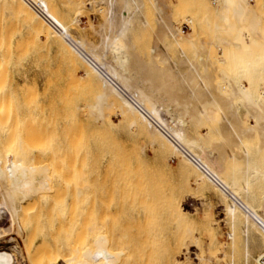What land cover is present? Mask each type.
Returning a JSON list of instances; mask_svg holds the SVG:
<instances>
[{
	"label": "bare ground",
	"instance_id": "bare-ground-1",
	"mask_svg": "<svg viewBox=\"0 0 264 264\" xmlns=\"http://www.w3.org/2000/svg\"><path fill=\"white\" fill-rule=\"evenodd\" d=\"M10 1L14 13L7 18L5 27L1 19L3 0H0V129L6 136L2 138V145L0 143L6 147L5 151L0 150V264L14 259L11 252H20L15 234L24 241L30 264H130L140 247H145L149 241L155 244L156 237L163 234L154 224L160 213L171 216L169 219L175 218L176 223H173L178 225L173 227V234L176 230L181 232L174 235L177 239L171 253L169 250L173 259H169L170 255L167 262L184 264L177 257L197 247L199 227L190 208L177 203L173 195L166 194L165 205L157 208L148 193V186L156 181L152 177L154 173L144 164L141 153L135 157L120 148L111 122V116L115 115L126 121L134 136L146 138L144 148H157L161 162L165 154L179 158L181 169L196 177L200 189L205 187L218 197L222 214L230 223L232 245L236 247L243 238L246 264H264V79L258 92H254L251 81L247 85L248 81L247 84L238 81L243 77L235 79L241 72L245 77L243 59L248 53L245 33L258 36V27L262 26V17L259 21L253 17L254 12L250 15L249 0H221L219 19L225 24L223 29L226 34L233 29L235 34L229 35L233 37L231 41L223 37L224 40H220L228 42L229 49L233 47L237 53L231 51L233 65L230 68L214 64L218 75L210 70L213 62L206 56L208 48L198 45L197 29L192 27V32L185 34L173 22L172 6L170 8L166 0H148L155 11L156 28L153 46L149 52L146 50L147 54L138 52L133 41L146 0H102L106 6L105 22L99 30L97 44L81 34L75 35V28L61 27L54 20L41 25L37 10L30 4L33 0ZM14 17L22 20L27 29L14 23ZM141 24L144 28L151 27L145 17ZM17 32L20 33L18 41ZM52 47L56 48L60 66L65 67L62 81L55 82L48 77L43 91L27 82L20 87L11 80L8 82L9 67L14 60H23L31 49L38 53ZM190 49L196 52L193 59L187 57ZM79 70H83L84 76H76ZM206 137L208 139L204 140ZM90 163L92 167L95 165L96 171L104 168L101 184H97L98 180L89 182L90 175L94 174L90 172ZM25 164L34 165L29 168L33 169L11 177L10 169L14 172L27 169ZM68 179L74 184L75 191L72 188L71 191L73 208L78 210L75 213L83 210L79 203L88 199L83 195L85 190L91 189V183L93 187L101 185V194L94 189L101 195L98 198H102L103 204H98L101 229L97 235V250L93 251L92 247L93 255L89 245L86 249L66 248L69 242L65 241L68 233L64 228L68 224L65 222L64 227L62 220L54 222L56 212L51 211L49 215V206L44 214L47 223L53 221L51 225L39 219L41 224L28 225L26 217H22L23 211L26 216V206L34 204L30 209L33 210L35 204L51 205L50 200L58 196V190L72 184ZM66 197L67 200L69 197ZM56 204L64 207L65 203ZM200 205L208 217L205 202ZM90 206L93 208L92 204ZM126 206L134 221L145 224V229L143 224L138 225L143 227L144 233L131 247L132 243L125 247L128 235L109 226L116 223L111 222L112 218L117 220ZM87 207L84 211L88 213ZM197 211L198 208L193 213L197 215ZM57 223L58 231L55 230ZM78 225L75 221L70 226L71 234ZM93 225L95 228V223ZM207 226L211 231L209 224ZM112 239L118 241L117 253L107 247L108 243H113ZM251 250L259 253L252 255ZM195 259L201 260L198 264L204 263L203 255Z\"/></svg>",
	"mask_w": 264,
	"mask_h": 264
},
{
	"label": "rangeland",
	"instance_id": "rangeland-1",
	"mask_svg": "<svg viewBox=\"0 0 264 264\" xmlns=\"http://www.w3.org/2000/svg\"><path fill=\"white\" fill-rule=\"evenodd\" d=\"M147 1L148 0H146V7L143 10V16L145 17L146 20H148L150 22L151 27L150 28L149 27L144 28L142 26L141 22L144 20V17L141 16L138 23H137V29H138L137 31L139 32V34H137L138 32L136 33V31H135L134 36H133V41L136 44L137 51L142 52L143 54L146 53V50H147V52H149L150 47L153 46V36H154L153 30L156 28L155 11H154L152 5L150 4V2L149 1L147 2ZM101 2H102V0H33V3L35 5H37L42 10V12H44L46 14V16L49 20H54L61 27L75 28V30H74V34L76 33L75 35L81 34L82 36L87 38L89 41L96 43V44L99 43V41H100L99 32L101 31L102 26L105 22L104 20H105L106 6ZM166 2H168L170 8L172 6V8L170 9V12L173 10L172 11L173 22L178 27L182 28V30L185 34L191 33L192 27H195L197 29L198 39L200 40V41L198 40L199 41L198 45L201 47L205 46L208 48V51H209L208 54L209 55H206V56L209 60H211V62H213V63H211V64H213L212 67H210V70H212L213 73H217V75H218V70L216 68H213L214 64H217L218 65L217 67L221 66L222 68L223 67L230 68L233 65V62H232L233 56H231L233 52H231V51L234 50L235 51L234 53H237V51L232 46L231 47L233 49L232 48L229 49L230 48V47H228L229 45L227 46L228 42L227 43L224 42V43H226V45H225L221 41V40H224V39H221V37L225 38V41H227V40L231 41L230 39H232L233 37L230 38L229 35L235 34V31L233 29L232 30L229 29V30H227L228 33L230 30H231V32L229 34L228 33L226 34L225 30L223 29L225 27V24H223V22L220 20L221 19V12H220L221 0H166ZM249 2L251 5L250 6L251 7V10H250L251 14L250 13L249 14L253 15V12H254L255 15H253V17L255 16V18H257L258 20L260 19L259 21H261L260 17H262L264 20V0H249ZM12 6L13 5H12V2L10 0H3V6H2L3 7V15H2L3 18L1 17V19H2V23H4V26L7 25V18H9L10 15H12V13H14ZM219 12H220V16H218ZM36 13L39 16V20L41 22V25L45 26V24L48 21L39 12L36 11ZM256 14H258V15H256ZM263 20L261 22L262 26L258 27V29H259L258 32L261 36L260 35L256 36V35L252 34L251 32H250L251 35L249 32L245 33V41H246L245 45H246V49L248 48V50H247L248 53L246 55V59L245 58L243 59L244 63H246V70L244 71L245 77L242 76V72L240 74L238 73L239 75L236 76L237 78L235 77V79H237V80L242 78V77L243 78L249 77L248 79L246 78L244 80L242 78V81H241V79L238 81H240V83H244V84H247V81H248L247 85H249L250 81H251L254 92H256L260 88V84L262 83V79H264V66L260 65V63L262 64V62L264 64V61L262 60L263 59L262 54H264V45H262V44H264V42H263L264 41V28H263L264 22H263ZM12 21L19 26L21 25V27H22V28L20 27L21 29H27V27H28L25 23L22 22V20L17 19L16 17H14ZM5 22H6V24H5ZM221 29H222V31H220ZM218 32L220 34H218ZM17 35H18V37H16ZM19 35H20V33H18V32H17V34H15V37H16L15 39L17 41L19 40ZM216 36H218V37H216ZM217 40H218V42H217ZM217 43L219 44V48L217 47L218 46ZM223 50H224V52H223ZM30 51L31 52H29L26 55V57L23 58V60L22 59L19 61L14 60V64L12 63L13 64L12 67H9L10 72H9V76H8V82H10V80H11L12 84L13 85L18 84L19 85L18 87H20L22 84L27 82V83H30L31 85H33V84H34V86L36 85L37 89H39L40 91H43V88L45 86V82H46L48 77L51 76L53 81H55V82L56 81H62L63 78H65V74H66L65 73V67L60 66L56 48L52 47V48H49L47 50H43L42 52H38V53L34 52L33 49H31ZM221 53H223V55ZM195 54H196V52L194 50L190 49V50H188V56L187 57L190 59H193L195 57ZM210 54L212 55V57ZM222 59H224V61H223L224 65L223 66H222ZM228 59H230V60H228ZM177 60L179 61L181 59H177ZM240 61H237V62H240ZM59 67H60V70H57V69H59ZM79 71H81V72H76V76L77 77L84 76L83 70H79ZM214 75H216V74H214ZM258 82H260V83H258ZM29 92L31 95V93H32L31 90ZM26 95H27V93H26ZM28 95H29V93H28ZM29 97H31V96H29ZM243 112L244 111H242V114H244ZM80 114H81L80 116L83 117L82 113H80ZM111 117H112L111 122L113 125V132H114L113 135L117 139L118 145L120 146V148H122L128 154L131 153L135 157L141 153L144 164L154 173V175L152 177L154 179H156V181L154 182V184H152V186L151 185L148 186V191H149L148 193H151L152 201L154 202V200H155V204L157 205V208L163 207L162 204L165 205L164 202H165L166 194H167V196L173 195V197L177 203L184 204V206H186V207L188 206L190 208L191 213H192L191 215H193V219L196 222L195 225L197 228L199 227L198 228L199 238L197 240V245H196L197 247L191 248L190 252L183 251L177 257V260L179 262L181 261V263L183 262L184 264H186V262H187V264H190V263L198 264V263H201V260H199L200 262H198V260H196L195 258L200 257V256L202 258V255H203V259H204L203 264H233L234 262H235V264H246L245 247H244L243 238L241 239V241L238 243V245L236 247H234L232 245V243H231L232 241H231V238L229 236L230 230H231L230 229V223L225 219L224 214H222V204L220 201H218L219 200L218 197H216V195H214L213 192L209 191L205 187H204V189H200V184L197 183L198 180L196 179V177L193 176L192 174H190V172L184 171L181 169V161L179 158L178 159L171 158L168 154H165L164 162H161V158L159 157V153H158V150L156 147H151V148L145 147L144 148V145L147 143V140L145 137L140 138V137L134 136L133 129L127 125L126 121L120 115H115V116H111ZM244 117H246V116H244ZM2 130L3 129H0V136H1L0 137L1 138L0 143H1V145H2V142H4V140H3L4 137L6 138V136L3 134ZM201 131L203 133H205L204 129H201ZM207 139L208 138L206 137L204 140H207ZM1 145H0V150L5 151L4 148L6 149V147L3 148V146H1ZM152 149H154V150H152ZM133 152H135L136 155ZM92 161H93V159L91 160V162ZM94 163H95V161L92 162V164H94ZM25 165L27 167V164H25ZM28 165L29 166L27 167V169H25V167H24L22 169H17L15 172L12 169H10L11 177L16 178V176H18L19 174L22 175V174H25L26 172L27 173L30 172V170H32L33 167H32V169H29V168H31V166H34V165H31V164H28ZM92 166L93 165H91V163H90V172L93 171L92 173H94V174L90 175L89 182H91V181L96 182L98 180L99 181V182H97V184H98L101 182V176L100 175H101V173L104 172V168L103 167L101 169L99 168L98 171H96L97 168H95V165H94V167H92ZM95 172L96 173L98 172V175ZM16 173H18V174H16ZM157 180H159L160 182ZM68 182H71L70 179H68ZM93 182L91 183L92 186H91V184H89L91 186V189L89 187L88 190H85V195H83V197L86 196V198H88L90 201L88 199H87L88 200L87 201L85 198H84V200L81 198V200H83V202H80L79 204L82 203L81 209L83 208V210L78 212L79 215H78V213H75L78 210L73 208V207H75V204H73V198H72L74 196V194H73V191H71V190L74 189V184L71 182L73 184V185L71 184L72 186L71 185H64L62 190H58V192H57L58 196H55V198H54L55 200L54 199L50 200V202H52L51 205H49L50 203L47 204V206L45 204H41V205L35 204L36 206H34L35 207L34 209L32 208L33 210H30V209L34 204L33 205L29 204L32 206L31 207L29 206L28 208L26 206L28 204L24 205V206H26V214H25L26 216H24L25 211H23L24 213L22 214V217L24 219L26 217V221L29 224L26 221L25 222L28 225H30L32 223L31 225L36 226L37 224H41V222L47 223V221L45 220L46 217H45L44 213L46 212V207L49 206L47 208L50 210V211L47 210L49 212V213L47 212L49 215H52L51 214L52 212L53 213L56 212L53 214V215H55V221L54 222L60 223V220H62L61 222H62V225H64V227H65V222H66V224L69 225V227H68V225H66V227L64 228L66 233H68V236H66L67 238L65 237V239H67V240H65V241L69 242V244L67 242H65V244L66 243L68 244V246L66 248H68L70 246V248H72V249H76V248L86 249L89 245V247H88L89 250L92 251L94 249L93 251H96L97 245H98V243H97L98 236L97 235H99L98 232H100V229H101V227H100L101 220L99 219V216L101 217V215L98 214L99 213L98 204L102 203V201H100L102 198H100V200L98 198V197H101V195L99 196V193L101 194V185H100L101 183L98 185V187H97L96 183H94V185H96V186L93 187ZM187 182H189V183H187ZM83 185H84V183H83ZM64 187H69L70 190L68 188H67V190L66 189L64 190ZM94 189H96V191L98 190L97 192H99V193L95 192ZM74 191H75V189H74ZM87 191H90V193L95 192L97 194L95 196L90 195V194H88ZM168 191H171V192H168ZM155 193H157V195ZM169 193H171V194H169ZM70 194H72V195H70ZM91 194H93V193H91ZM60 195H61V197H60ZM87 195L88 196L90 195V196L87 197ZM160 195L162 196V198L160 197ZM66 196L69 197L67 200H66V198H67ZM71 198H72L71 204L73 206H71V204H70ZM85 201H86V203H85ZM60 202L65 203V204H63L64 207H61L62 204H56V203H60ZM66 202L68 203V205L66 204ZM202 202H205L207 212H208V217L205 216L204 209L200 205V204H202ZM52 204L54 205L53 208L50 207V206H52ZM88 204H89L88 207H90V208L87 207ZM90 204L93 205V208L95 207L94 210H93V208H91ZM124 204H126V203H124ZM209 204H210V206H209ZM55 206H57V207H55ZM86 207H87L88 213L86 211H84V209H86ZM43 208H44V210H43ZM62 208H63V210H62ZM196 208H198L197 215L195 213H193L194 209H196ZM89 209H91V210H89ZM41 210H43V211H41ZM126 210H127V212H124ZM37 211L38 212L40 211V213H38ZM124 211H123V214L121 216L117 217V220H116V218L115 219L112 218L113 220H111V222L114 221L116 223L112 222L113 224L111 223V224H109V226L111 225L110 228L112 227V230H115V231L117 230V232L122 231L126 235H128V238L125 240L126 241L125 247H128L127 245L132 243L129 245L131 247L134 244V241L138 240V238H139L138 236L143 235L144 229H145V224H143V222L138 223L132 219L133 217H132V214H131L128 206H126L124 208ZM30 212H32V214L34 212L33 215L36 218L33 215H30ZM35 212H37V214H35ZM57 212H58V214H57ZM62 213H63V215H62ZM42 214L44 216H42ZM67 214L70 216H68ZM88 214H90V215H88ZM37 215L38 216L40 215L39 218H37ZM6 216L8 218V215H6ZM28 216H29L30 220H28L29 219V218H27ZM32 217H34V219H32ZM68 217L69 218L71 217V218L69 219ZM170 217L168 215H163L162 213H160L157 216V218L155 219L156 223L154 222V224H155V227H156V224L158 226L156 228V230L161 228L160 230H162L163 234H160L159 236L156 237V239H155L156 242L154 241L155 244H153L149 241V243L147 245H145V247L139 246L141 248V249L139 248L140 252H138L139 249L137 248L138 249V251L136 252L137 256H136V258L134 257L135 255L132 257L134 259V261L132 260V263L130 262L131 260H129L130 264H145V263L146 264H168L167 257H170V255H171L170 253H171V249H172L171 247L173 246L174 241L177 239V236L174 239V235L179 233V231L177 233V230H176L174 232L176 234H173L172 230L175 228L176 225H178V223L175 225L174 224V223H176V221L174 220L175 218L172 219L173 218L172 217L171 219H169ZM42 218H44V219H42ZM92 218L94 221L92 220ZM31 219L33 221H31ZM38 219H39V221L41 220V222H38ZM65 219H66V221H65ZM68 219H69V221H68ZM72 219L73 220L75 219L76 223L79 224L78 225L79 228H77L73 234H71L72 230H71L70 226L75 221H72ZM77 219H79L81 221H77ZM82 219H83V221H82ZM43 220H44V222H43ZM118 220H120V221H118ZM7 221H8V219H7ZM36 221H37V223H36ZM173 221H174V223H173ZM157 222H159V224ZM51 223H53V221H51ZM51 223L48 222L47 224L51 225ZM91 223H92V225H91ZM94 223H95V228L93 225ZM207 223L209 224L210 228H212L213 230L212 229H211V231L209 230ZM142 224L144 225V229L142 227L143 226ZM138 225H142V226L138 227ZM169 225H172V226H169ZM147 226H148V224H147ZM84 227L87 230L84 229ZM123 227H125V229ZM56 228L57 229L59 228V224L55 227V230H56ZM163 229H164V231H163ZM169 229H171V230H169ZM58 230H56V231H58ZM9 231H10V228H9ZM209 231H210V233H209ZM180 234H181V232L179 233V235ZM77 235H81V237H79V236L77 237ZM71 236L74 239L71 240ZM14 238L16 239L19 247H21V250L19 253L11 252L14 259L8 260L7 264H30L28 256H27V252L24 249V243H23L24 241L21 239V236L18 234H15ZM68 238H70V239H68ZM93 238H94V240H93ZM76 241H77V243H76ZM112 241H113V243L112 242L108 243L107 247L109 249H112L115 253H117L119 250L118 241H115L113 239H112ZM70 242H71V244H70ZM149 244H150V248L148 247ZM92 247H93V249H92ZM169 250H170V253H169ZM93 251L90 252V253H92V255L95 253ZM194 253L195 254L197 253L198 256H196V255L194 256ZM199 253H201V255ZM251 253H252V255H257L259 253V251L251 250ZM71 254H72V252L70 251V256H71ZM65 255H66V252H65ZM66 256L69 257L68 254ZM149 256H150V259H149ZM172 256L173 255H171V257L169 259H171ZM186 257H187V259H186ZM188 257H189V259H188ZM169 264H175V261L172 260L171 263H169ZM250 264H253V263H250Z\"/></svg>",
	"mask_w": 264,
	"mask_h": 264
},
{
	"label": "built area",
	"instance_id": "built-area-1",
	"mask_svg": "<svg viewBox=\"0 0 264 264\" xmlns=\"http://www.w3.org/2000/svg\"><path fill=\"white\" fill-rule=\"evenodd\" d=\"M30 4H32V6L50 23V20L47 18L46 14L42 12V10L37 5L33 3Z\"/></svg>",
	"mask_w": 264,
	"mask_h": 264
}]
</instances>
